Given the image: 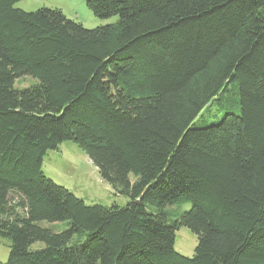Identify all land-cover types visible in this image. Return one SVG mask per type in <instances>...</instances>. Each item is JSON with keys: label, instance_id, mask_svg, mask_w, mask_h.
Returning <instances> with one entry per match:
<instances>
[{"label": "trees", "instance_id": "1", "mask_svg": "<svg viewBox=\"0 0 264 264\" xmlns=\"http://www.w3.org/2000/svg\"><path fill=\"white\" fill-rule=\"evenodd\" d=\"M17 1L0 0L3 264H264V0H84L117 16L94 28ZM214 98L225 109L196 126ZM63 141L127 203L45 177Z\"/></svg>", "mask_w": 264, "mask_h": 264}, {"label": "rangeland", "instance_id": "2", "mask_svg": "<svg viewBox=\"0 0 264 264\" xmlns=\"http://www.w3.org/2000/svg\"><path fill=\"white\" fill-rule=\"evenodd\" d=\"M14 7L25 11H35L42 7L59 9L67 18L79 22L85 28L103 26L117 20V16L98 18L88 8L84 0H18L15 2ZM35 81L32 77L24 76L18 78L14 86L15 88H23ZM220 103H222L221 108L225 109L223 99L220 101L214 98L202 109L194 120V124L201 126L203 123L206 124L216 120L220 116ZM42 171L45 177L63 186L76 197L81 198L86 204L105 206L116 204L123 206L128 201L126 196L117 193L100 178L97 168L88 156L72 141H63L57 148L47 150L42 157ZM130 177L133 180V177ZM189 205L187 203L182 208L187 209ZM167 209L170 211L176 210L174 206H168ZM40 224L58 231L66 227L65 222L48 223L42 221ZM9 244L7 238L0 237V264H3L7 259ZM196 244V235L187 227L181 226L175 231L174 249L179 254L191 257ZM42 246L43 243L35 242L31 245V248Z\"/></svg>", "mask_w": 264, "mask_h": 264}]
</instances>
